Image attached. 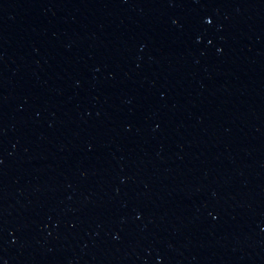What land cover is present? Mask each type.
Masks as SVG:
<instances>
[{
	"label": "water",
	"instance_id": "95a60500",
	"mask_svg": "<svg viewBox=\"0 0 264 264\" xmlns=\"http://www.w3.org/2000/svg\"><path fill=\"white\" fill-rule=\"evenodd\" d=\"M139 0H0V161Z\"/></svg>",
	"mask_w": 264,
	"mask_h": 264
}]
</instances>
